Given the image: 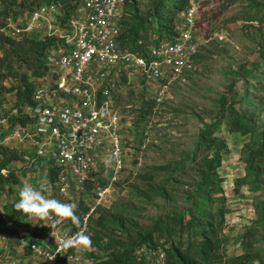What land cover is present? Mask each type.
Instances as JSON below:
<instances>
[{"label":"trees","instance_id":"1","mask_svg":"<svg viewBox=\"0 0 264 264\" xmlns=\"http://www.w3.org/2000/svg\"><path fill=\"white\" fill-rule=\"evenodd\" d=\"M51 2L58 5L62 13V21L76 13L81 5V0H0V29L9 22L16 21L24 13L32 12ZM191 6L190 0H147L146 3L140 0H128L116 36L118 49L148 57L153 46L164 41H177L183 28V22L180 23L181 15L184 18L185 12ZM261 12L262 9L257 7V11L249 13L246 19L263 21L264 13L260 16ZM36 36L32 34L17 39L0 30L2 52L0 84L8 78L14 82L10 87L0 85V99L7 93H14L15 106L20 111L34 104L37 87L48 82L49 76L52 75L50 67L46 64L47 56L53 49L62 46L61 41L56 37ZM199 51L198 47V52L192 60L202 59L197 57ZM261 55L260 61L253 62L250 66H239L232 71L233 81L229 86V92L238 80H244L249 87L237 101L231 102L228 106L227 94L221 98L220 111L212 121L202 127L198 134L195 153L191 157H185L181 163L170 160L156 165L152 170L138 176L139 185H133L139 192L138 196L146 200V204L157 199L172 200L178 186L173 181L175 174L190 168L194 170L196 178L185 194L183 199L185 205L182 208L166 209L148 223H143L142 209L121 202L107 205L104 203V198L87 217L91 206L95 205L97 191L107 185L106 182L95 179L96 172L91 173L92 180L86 185L85 193L74 202L78 220L71 219L73 227L66 229L80 230L87 217L86 229L83 233L90 237V243H80L91 249L87 253L88 261H80L76 264H149L153 258L152 253L159 250L164 253L166 264H261L264 262V252L260 247L261 241L264 245V235L259 238L260 230L257 226H249L245 230L241 253L229 255L227 252L226 247L230 237L225 231L226 215L229 212L224 188L226 177L219 173L227 144L224 138L217 135L223 125L229 132L241 135L253 134L257 129L261 131L263 133L261 143L247 159L250 165L247 173L250 175L255 172L256 177L264 175V119L261 125L253 121L254 116L260 119L261 113L257 111L264 108V53ZM113 79L116 82L115 88L111 89V97L114 101V98L123 92L128 76L123 73L115 75ZM142 81L147 89L152 85L144 78ZM250 93L253 97H249ZM154 103V99L147 98L144 101L143 115L150 112V109L144 106L146 104L153 106ZM237 104L239 107L236 106ZM121 119L120 114V122ZM30 122L28 116L20 114L11 117L6 126L11 128L16 125H27ZM121 128L120 124L119 132L124 144ZM20 161H22L21 149L0 141V190H5L6 181L10 178H12L11 186L13 183L19 185L20 178L14 175L10 166ZM46 161L48 162L46 182L52 188H56L60 169L51 159ZM252 165L257 169H252ZM249 179L247 177L236 179L235 193L238 194L241 186L248 182H252L255 188L260 183L264 185V181ZM8 193L11 194V191ZM54 195L61 201L72 203L57 193ZM15 201L7 203V214L0 211V236L9 238L11 255L15 254L16 247L24 245L25 258L34 257L25 243L30 242L33 232L21 230L22 225L16 219L27 215L15 211ZM45 228L47 231L52 229L50 226ZM73 253L77 254L75 247L67 248L57 258L55 264H74L69 258ZM37 261L34 257V264H37Z\"/></svg>","mask_w":264,"mask_h":264},{"label":"rangeland","instance_id":"2","mask_svg":"<svg viewBox=\"0 0 264 264\" xmlns=\"http://www.w3.org/2000/svg\"><path fill=\"white\" fill-rule=\"evenodd\" d=\"M190 3L197 8L195 36L200 50L197 57L202 59L192 60L190 67L170 81L161 101L157 98L163 82L152 84L147 89L142 83V77L139 76H133L123 92L114 98V105L121 112L122 118L120 124L125 168L118 182L112 185L104 203L110 205L112 202H121L142 209L143 223H148L166 209L182 208L185 205L183 202L185 194L190 190L196 175L190 168L176 173L173 181L178 186L174 192V199H157L148 204L138 196L139 192L133 187L139 185L138 176L152 170L158 164L170 160L181 163L185 157H191L195 153L200 130L220 111L221 98L227 94L228 106L231 102L237 101L249 87L244 80H238L229 92V86L233 81L232 71L239 66H250L251 63L260 61L261 54L264 53V20L246 19L249 13L257 11V7L262 9L260 16L264 13V0H190ZM180 20V23L184 21L182 15ZM13 83V80L8 78L0 85L10 87ZM248 95L253 97L251 93ZM147 98L154 99L155 103L153 106L146 104L144 107L149 108L150 112L143 115L142 107ZM236 106L239 107L238 104ZM15 108V94H5L0 99V121L8 113H13L14 117ZM257 113H261L260 119L254 116L253 121L261 125L264 108ZM10 132L11 128L0 122V141L21 149L22 155V161L10 166L21 182L17 186L15 183L11 186L10 178L6 181L5 190H0V211L6 214L7 203L19 198V190L26 181L30 184L48 181L46 159L37 156L32 141L10 140L8 138ZM261 134L263 133L258 129L248 135L231 133L224 125L217 133L227 144L219 173L226 177L224 188L229 212L226 215L225 231L230 237L226 247L229 255L243 251L241 242L247 227L257 226L260 230L259 238L264 235V185L260 183L255 188L252 182H248L241 186L238 194L234 191L238 178L247 177L251 181L255 179L258 182L264 181V175L256 177L255 172L250 175L247 173L250 167L247 159L260 145L263 137ZM111 166L110 160L99 166L95 179L108 184L112 174ZM252 169L257 168L252 165ZM8 191H11V194ZM46 197L61 200L54 194ZM16 221L22 225V231L33 232L30 242L45 247L53 245L52 231L45 228L49 221L32 219L29 216L17 218ZM59 221L56 225L58 229L66 230L73 227L71 218L61 217ZM260 247L264 252L262 241ZM90 249L83 243L78 244L76 248L78 263L88 261L87 253ZM25 250L24 245L18 246L12 255L19 259L21 264H34L33 256L25 258Z\"/></svg>","mask_w":264,"mask_h":264},{"label":"built area","instance_id":"3","mask_svg":"<svg viewBox=\"0 0 264 264\" xmlns=\"http://www.w3.org/2000/svg\"><path fill=\"white\" fill-rule=\"evenodd\" d=\"M127 1L81 0L76 13L64 21L58 5L46 3L0 29L17 39L36 34L56 37L62 43L47 56L46 64L52 75L48 82L37 87L34 104L22 111L14 110L15 116L26 115L31 122L11 127L8 138L32 141L37 156L51 159L60 169L56 188L47 182L31 185L43 189L45 196L57 193L72 203L85 193L86 185L92 180L91 173L110 160V182L97 191L95 205L91 206L87 217L111 192L124 168L120 113L111 97V89L116 86L114 76L127 74V83L133 76L144 78L148 84L163 82L157 98L161 101L170 81L191 66L198 52L195 38L197 8L194 5L184 14L177 41H164L153 46L148 57L119 50L116 36ZM12 115L8 113L3 117L1 124L8 125ZM87 217L80 230L56 228L57 240L63 242L83 233ZM51 231L53 233L54 229ZM56 238L51 247L25 242L38 260L37 264H55L67 248H77L79 244L65 247L61 243L59 246ZM0 252V264H19V260L10 254L8 237L0 236ZM152 256L149 264H166L162 251H155ZM69 258L75 263L79 261L75 253Z\"/></svg>","mask_w":264,"mask_h":264},{"label":"clouds","instance_id":"4","mask_svg":"<svg viewBox=\"0 0 264 264\" xmlns=\"http://www.w3.org/2000/svg\"><path fill=\"white\" fill-rule=\"evenodd\" d=\"M14 209L17 212L26 214L32 219L47 220V224L54 229L52 235L55 236L56 225L60 222L59 218H71L73 221L78 220L74 203L64 202L56 198H49L43 195V189L38 190L29 182H25L19 190V198L14 202ZM57 240V238H56ZM65 247L74 243H90V237L84 233H78L74 238H68L61 242Z\"/></svg>","mask_w":264,"mask_h":264}]
</instances>
